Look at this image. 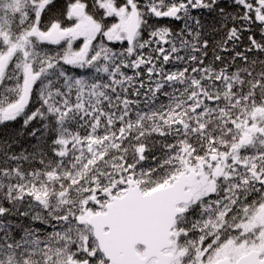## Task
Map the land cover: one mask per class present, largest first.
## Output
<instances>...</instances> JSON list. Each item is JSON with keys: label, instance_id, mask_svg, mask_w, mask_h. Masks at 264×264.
I'll list each match as a JSON object with an SVG mask.
<instances>
[{"label": "snow or ice", "instance_id": "6c2138e0", "mask_svg": "<svg viewBox=\"0 0 264 264\" xmlns=\"http://www.w3.org/2000/svg\"><path fill=\"white\" fill-rule=\"evenodd\" d=\"M0 264H264V0H0Z\"/></svg>", "mask_w": 264, "mask_h": 264}]
</instances>
